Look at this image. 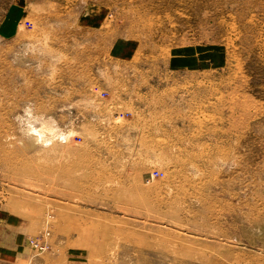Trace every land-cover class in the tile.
<instances>
[{
	"label": "rangeland",
	"instance_id": "rangeland-1",
	"mask_svg": "<svg viewBox=\"0 0 264 264\" xmlns=\"http://www.w3.org/2000/svg\"><path fill=\"white\" fill-rule=\"evenodd\" d=\"M0 264H264V0H0Z\"/></svg>",
	"mask_w": 264,
	"mask_h": 264
},
{
	"label": "crops",
	"instance_id": "crops-1",
	"mask_svg": "<svg viewBox=\"0 0 264 264\" xmlns=\"http://www.w3.org/2000/svg\"><path fill=\"white\" fill-rule=\"evenodd\" d=\"M202 57L198 53L179 54L175 58V65L177 67H196L201 63Z\"/></svg>",
	"mask_w": 264,
	"mask_h": 264
},
{
	"label": "built area",
	"instance_id": "built-area-1",
	"mask_svg": "<svg viewBox=\"0 0 264 264\" xmlns=\"http://www.w3.org/2000/svg\"><path fill=\"white\" fill-rule=\"evenodd\" d=\"M30 242L36 249L47 248V242L43 241L41 238H31Z\"/></svg>",
	"mask_w": 264,
	"mask_h": 264
},
{
	"label": "bare ground",
	"instance_id": "bare-ground-1",
	"mask_svg": "<svg viewBox=\"0 0 264 264\" xmlns=\"http://www.w3.org/2000/svg\"><path fill=\"white\" fill-rule=\"evenodd\" d=\"M31 244V243H30ZM32 245V244H31ZM33 246V245H32Z\"/></svg>",
	"mask_w": 264,
	"mask_h": 264
}]
</instances>
